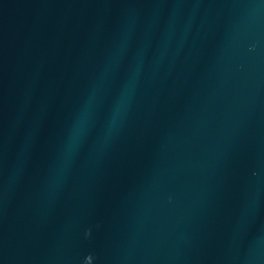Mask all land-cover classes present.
Listing matches in <instances>:
<instances>
[{
	"label": "water",
	"instance_id": "water-1",
	"mask_svg": "<svg viewBox=\"0 0 264 264\" xmlns=\"http://www.w3.org/2000/svg\"><path fill=\"white\" fill-rule=\"evenodd\" d=\"M0 264H264V0H0Z\"/></svg>",
	"mask_w": 264,
	"mask_h": 264
}]
</instances>
